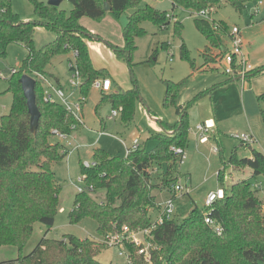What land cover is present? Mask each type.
Segmentation results:
<instances>
[{
    "label": "trees",
    "instance_id": "obj_1",
    "mask_svg": "<svg viewBox=\"0 0 264 264\" xmlns=\"http://www.w3.org/2000/svg\"><path fill=\"white\" fill-rule=\"evenodd\" d=\"M36 18L24 21L12 9V0H0V56H5L10 43H20L27 49L19 70L12 74L9 90L13 101L8 113L0 118V247H18V264H105L97 259L102 244L91 238H80L73 234L63 238H50L45 235L38 245L27 255L23 249L32 236L34 225L43 223L50 230L55 225L60 208L61 185L57 180L52 164L63 158L67 151L51 141L52 130L57 128L68 133L75 122L64 106L57 101L44 98V87L37 80L36 103L41 112L36 133L31 131L30 113L24 96L20 77L39 71L50 78L48 68L55 56L78 51L76 63L81 77L80 91L87 97L93 82L104 78L103 69L94 66L88 40H101L102 37L89 31L82 23L84 16L102 19L107 14L118 17L121 13L135 9L123 28L124 46L118 47L108 40L115 54L132 66V55L136 49V38L145 33L142 22L152 20L159 26L170 22L167 11L155 9L142 0H70L73 8L70 13L51 6L41 0H31ZM249 0H171L173 7H182L192 12L213 9L222 2L229 3L242 11ZM262 1V0H260ZM110 9H105V4ZM195 25L206 37L208 43L202 50L204 65L208 69L218 68L215 63L221 54L230 26L226 21L217 22L198 15ZM180 24V23H178ZM216 25L219 29L215 28ZM44 26L55 32L54 40L41 48L35 46V30ZM182 57L190 59L189 50L182 45ZM191 61V59H190ZM193 72L199 71L191 61ZM264 73V65L257 67L253 75ZM51 79V78H50ZM186 79L166 80L164 105H173L178 121L169 124L160 121L162 129L157 132L156 146L148 150L141 145L126 157L112 155L102 148L93 152L95 165L82 164L86 184L93 185L95 191L104 189L105 199L97 201L93 193L78 192L70 212V221L79 222L89 216L97 221L102 237L122 225L144 228L151 224V209H157V196L153 194L155 185L168 189L172 196L174 186L179 183L181 157L172 147L186 149L189 141L188 109L212 89L230 82L226 79L202 91L186 103H179V95ZM103 99L111 100L113 107H121L123 122L130 123L135 116L138 87L115 94L101 91ZM264 98V92L258 96ZM98 108V106H97ZM221 151L218 148V151ZM251 157H240L235 149L228 162L218 171L220 189L224 193L212 206L192 208L189 216L179 220L175 215L166 219L154 230L152 262H147L129 247L133 264H264V201L257 195L258 188L252 187L247 179L226 185V170L250 168L252 176H264V153L252 148ZM165 169L158 175L152 170ZM36 167V169L34 168ZM154 178L159 179L153 184ZM179 195V194H178ZM170 196V195H169ZM206 216L221 224L219 234L215 225L206 222ZM0 264H6L0 263Z\"/></svg>",
    "mask_w": 264,
    "mask_h": 264
},
{
    "label": "rangeland",
    "instance_id": "obj_2",
    "mask_svg": "<svg viewBox=\"0 0 264 264\" xmlns=\"http://www.w3.org/2000/svg\"><path fill=\"white\" fill-rule=\"evenodd\" d=\"M41 1L48 2V0ZM146 4L160 11H167L170 22L163 27L152 20L142 22L145 33L136 38L131 68L127 61L115 54L105 39L121 42L123 28L135 9H129L118 17L107 14L102 19L88 16L81 18V23L89 31L94 29L103 38L99 41L88 40L91 46L88 45L95 66L112 77V92L138 87L135 116L130 123L123 122L121 113L116 117H110L114 109L113 104L110 99H103L102 94L95 87L91 88L86 99L83 100L84 96L80 89L70 83L73 74L70 60H74V52L58 55L52 59L50 68L60 75L69 100L72 103L81 102L84 124L72 128L66 137L54 134L51 136V141L59 145L60 150L67 151L63 158L52 164L61 185L60 208L55 225L50 230L43 223H35L32 236L23 249L24 255L32 252L45 235L60 239L64 235L73 234L83 239L91 238L101 245L98 239L102 236L95 219L85 216L79 222L72 223L69 217L78 193L76 183L83 176L82 164L94 162L93 152L98 147L112 155L126 157L127 148L132 146L135 138H138L139 143L148 150L153 149L157 144L155 135L162 129L160 121L174 124L179 117L173 105H164L166 80L178 82L186 79L178 98L179 102L186 103L198 93L211 90L214 85L227 78L220 67L197 71L191 75L193 72L191 61L197 68L205 67L202 50L208 43L195 25L197 13L182 7L174 8L171 0H142L141 7ZM58 7L70 13L73 4L70 0H63ZM12 9L23 20L36 18L31 0H12ZM208 19L217 22L226 21L231 27L234 24L238 25L242 30V36L250 43L248 50L252 57L254 56L253 64L256 68L263 65L264 0H249L242 11L229 3L222 2L210 9ZM55 37L54 31L44 26L36 27L34 36L36 48H41ZM183 44L189 50L191 61L181 55ZM27 52L24 45L14 42L9 44L6 55L0 56V74H2L0 118L9 112L13 101V93L9 90L12 70H19ZM256 77H259V81L252 87L249 80L245 85L240 81H231L215 87L212 92H207L188 109L189 141L185 149L186 157L179 166L181 174L178 181L184 187V191L175 197V216L179 220L187 218L196 205L199 208L206 207L208 193L211 190L218 191L221 186L217 173L224 166L223 161L228 162L235 149L240 157H251L252 150L236 138L235 134L252 133L257 140L252 147L264 152V98H258L262 94L259 89L264 84V74H257ZM209 117L215 119V126L209 130V140L198 143L196 128ZM99 132H103L102 135ZM215 146L221 151L215 150ZM164 169L165 166H161L160 172ZM152 172L154 176L160 174L157 170ZM243 179L250 181L254 188L255 183H261L262 188H258L257 195L264 201L263 175L253 177L252 170L248 167L239 170L227 168L226 185L230 186ZM152 183L160 182L159 179L154 178ZM153 194L159 201L165 199L167 195H172L168 189L157 185L153 188ZM92 196L97 201H102L105 199V190H97ZM150 215L152 220H156L158 209H151ZM19 255L20 251L16 246L0 247V263L18 264L16 259ZM97 259L105 264H129L126 257L119 255L117 247L101 246Z\"/></svg>",
    "mask_w": 264,
    "mask_h": 264
},
{
    "label": "built area",
    "instance_id": "obj_3",
    "mask_svg": "<svg viewBox=\"0 0 264 264\" xmlns=\"http://www.w3.org/2000/svg\"><path fill=\"white\" fill-rule=\"evenodd\" d=\"M197 14L201 17L208 18L209 10H201L197 12ZM215 28L219 29V26L216 25ZM227 38L228 44L226 42L223 44L221 54L218 57V61L215 63V65L218 68L220 67L226 74V76L232 79H236L237 81H240L242 85H245L249 77L252 75L253 71L256 69V66L251 62L248 54L246 53V43L242 36L241 28L238 25H233L232 27L230 26ZM77 55L78 51H74V60H71L70 62V69L73 70L70 83L76 88H79L81 84V77L78 65L76 63ZM16 71V69H13L12 74ZM30 75L42 83L44 87L45 100L51 102H60L64 106L66 111L73 116L75 122L72 124V128L84 124L81 113V102L72 103L69 100V96L67 95L65 89L55 84L52 79H50L46 74L39 71H33ZM0 76H2V74H0ZM112 85L113 82L110 77L97 78L93 82V87L105 92L110 91ZM83 100H85V97H83ZM121 110V107L114 108L113 113L110 117L113 118L118 116ZM213 127L214 124L208 122L198 124L195 134L201 143H205L209 140V130L213 129ZM52 133L59 137L67 136V133L61 132L57 128L53 129ZM102 133L103 132H99L100 135H102ZM234 136L241 140V142L245 146H252L257 142L254 135L250 132L241 134L237 133ZM139 146V139L135 138L132 146L127 148V155ZM171 149L175 154L181 157V161H183V159L186 157L184 148L174 146ZM215 150H218L217 146H215ZM84 165L88 167L93 166L95 165V162H87L84 163ZM76 186L78 192H83L85 190H88L92 193L95 192L93 185L88 186L86 184L85 174H83V176L78 179V183H76ZM254 186L255 188H262L261 183H255ZM174 190V193L178 195L179 193L184 191V187L181 185V183H177L174 186ZM223 193V189H219L218 191H211L207 195L206 205L212 206L214 201L218 197H221ZM157 207L159 208L157 218L156 220H152L149 226L133 229L128 225H122L109 232L106 236L98 239L99 242L107 247H117L119 250V255L126 257L129 264H133L129 247H134L137 254L143 256L147 262H152V250L157 248V246L153 244L154 230L166 219H171L175 215V197L170 195L162 201H158ZM205 220L208 224L215 225V220H213L211 217L206 216ZM215 229L219 234H221L224 228L221 224H217L215 225Z\"/></svg>",
    "mask_w": 264,
    "mask_h": 264
},
{
    "label": "water",
    "instance_id": "obj_4",
    "mask_svg": "<svg viewBox=\"0 0 264 264\" xmlns=\"http://www.w3.org/2000/svg\"><path fill=\"white\" fill-rule=\"evenodd\" d=\"M62 1L63 0H48L47 3L51 6H59L62 3ZM105 9L106 10L110 9V5L108 3L105 4ZM36 82L37 80L30 74H23L20 77V83L22 85L24 96L27 99L28 110L30 113L31 131L33 133H36L38 129L39 120L41 117V112L36 103V92H35Z\"/></svg>",
    "mask_w": 264,
    "mask_h": 264
},
{
    "label": "crops",
    "instance_id": "obj_5",
    "mask_svg": "<svg viewBox=\"0 0 264 264\" xmlns=\"http://www.w3.org/2000/svg\"><path fill=\"white\" fill-rule=\"evenodd\" d=\"M83 19V18H82ZM81 19V20H82ZM23 20V19H22ZM24 21H26V20H24ZM28 21V20H27ZM235 25V24H234ZM91 32H93L94 34H97L98 36H100V34H98L97 33V31H95L94 29H91L90 30ZM101 37V36H100ZM244 38V40H245V43H246V47H245V50L247 49V51H246V53L248 54V56H249V58H250V60H251V62L253 63V61H252V58L254 57H252V55H251V53H250V51L248 50V46L250 45V43H249V41L247 40V38H245V37H243ZM96 41H99L98 39H95ZM105 40H109V41H111L112 43H115V44H117V45H119V46H123L125 43H124V37H123V40L121 41V42H114V41H112V40H110V39H105ZM225 42L228 44V38L226 37V39H225ZM88 44L90 45V43H89V41H88ZM93 44H95V43H93ZM91 46V45H90ZM90 48V47H89ZM90 54H91V52H90ZM91 59H92V57H91ZM258 60V59H257ZM70 62H71V60H70ZM92 62H93V60H92ZM52 64V63H51ZM93 64H94V62H93ZM260 64V63H259ZM263 65H264V63H262ZM94 66H95V64H94ZM211 66V65H205V67H201V69L198 71V72H202V71H207V70H205L206 68L208 69L209 67ZM50 67H51V65H50ZM48 68V70H49V72H50V78L52 79V81L55 83V84H57L58 86H60V87H62V88H64V85H63V82H62V79H61V77H60V75H58L55 71H53V68ZM96 67V66H95ZM96 68H98V67H96ZM195 74V73H194ZM262 74H264V73H262ZM105 76H107V77H110L111 79H112V77L110 76V75H105ZM257 75H251L250 77H249V82L251 81V87H252V85H254V83H258V79H259V77H256ZM226 79H230V82L231 81H236L237 82V80L236 79H232V78H229L228 76H227V78ZM225 79V80H226ZM112 82H113V80H112ZM248 82V81H247ZM112 88H113V85H112ZM112 88H111V90L110 91H108V92H105V93H109V94H115V93H118V92H121V90L120 91H114V92H112ZM65 89V88H64ZM259 90H261V92L263 93L264 92V84H262L261 85V87H260V89ZM66 91V90H65ZM100 91V93H101V91L102 90H99ZM124 91V90H123ZM179 103H181V102H179ZM161 121H164V120H161ZM177 121H178V119H177ZM176 121V122H177ZM175 122V123H176ZM206 122H208V123H211V124H214V126H215V119H213V118H211V117H209V118H206ZM168 123V122H167ZM174 123V124H175ZM169 124H173V123H169ZM216 125H217V123H216ZM196 139L198 140V138H197V136H196ZM198 143H201V142H199L198 141ZM249 148L250 149H252L253 147L252 146H249ZM264 153V152H263ZM52 168H53V166H52ZM53 170H54V168H53ZM155 170H157L158 172H160V169L158 170V169H156L155 168ZM155 170H153L154 172H155ZM55 171V170H54ZM180 171V170H179ZM161 173V172H160ZM220 189V188H219ZM218 189V190H219ZM211 191H216V190H211ZM210 191V192H211ZM209 192V193H210ZM208 193V194H209ZM169 195H167L166 197H168ZM166 197H164V198H166ZM159 201V200H158ZM158 209V213H159V208H157ZM176 213V212H175Z\"/></svg>",
    "mask_w": 264,
    "mask_h": 264
}]
</instances>
